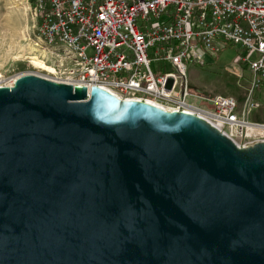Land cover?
<instances>
[{
  "label": "water",
  "instance_id": "1",
  "mask_svg": "<svg viewBox=\"0 0 264 264\" xmlns=\"http://www.w3.org/2000/svg\"><path fill=\"white\" fill-rule=\"evenodd\" d=\"M0 264H264V142L94 85H0Z\"/></svg>",
  "mask_w": 264,
  "mask_h": 264
},
{
  "label": "built area",
  "instance_id": "2",
  "mask_svg": "<svg viewBox=\"0 0 264 264\" xmlns=\"http://www.w3.org/2000/svg\"><path fill=\"white\" fill-rule=\"evenodd\" d=\"M38 36L59 58L57 82L97 85L125 100L198 115L239 147L264 142V0H32ZM229 44L251 70L247 95L202 94L191 62L205 64ZM159 63V72L153 68ZM238 76L243 78V68ZM201 102V103H199ZM255 118L252 119L251 116Z\"/></svg>",
  "mask_w": 264,
  "mask_h": 264
},
{
  "label": "rangeland",
  "instance_id": "3",
  "mask_svg": "<svg viewBox=\"0 0 264 264\" xmlns=\"http://www.w3.org/2000/svg\"><path fill=\"white\" fill-rule=\"evenodd\" d=\"M39 20L32 0H0V85H7L17 76L28 73L56 81L59 69L72 64L67 58L62 59L53 54V49L40 40ZM246 53L245 48L229 44L218 57L208 56L203 65L189 63L192 88L208 96L217 93L234 96L241 105L252 76L248 65L244 61H236V57ZM34 57L52 65L58 69V73L35 66L32 63ZM237 66L243 68V78L238 76ZM153 68L158 72L161 70L159 63H153ZM261 100L264 105V95ZM262 107L261 112L264 113V106ZM251 118L255 117L252 115ZM258 120L264 121L263 114Z\"/></svg>",
  "mask_w": 264,
  "mask_h": 264
},
{
  "label": "bare ground",
  "instance_id": "4",
  "mask_svg": "<svg viewBox=\"0 0 264 264\" xmlns=\"http://www.w3.org/2000/svg\"><path fill=\"white\" fill-rule=\"evenodd\" d=\"M35 49V48H34ZM45 50V49H44ZM53 54H56L55 52ZM32 63L41 68V69H44V70H48L50 72H57L58 69H56L55 67H53L52 65H48L46 62H44L43 60H41L40 58L38 57H34L33 60H32ZM58 73V72H57ZM17 78V77H16ZM15 79H12L11 81H9L7 83V85H13L14 82H15Z\"/></svg>",
  "mask_w": 264,
  "mask_h": 264
}]
</instances>
